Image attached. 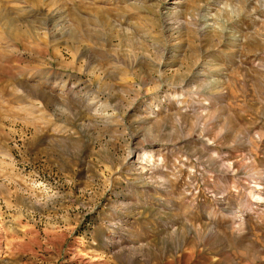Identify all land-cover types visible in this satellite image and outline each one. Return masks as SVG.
I'll use <instances>...</instances> for the list:
<instances>
[{
  "label": "rangeland",
  "instance_id": "rangeland-1",
  "mask_svg": "<svg viewBox=\"0 0 264 264\" xmlns=\"http://www.w3.org/2000/svg\"><path fill=\"white\" fill-rule=\"evenodd\" d=\"M263 195L264 0H0V264H264Z\"/></svg>",
  "mask_w": 264,
  "mask_h": 264
},
{
  "label": "bare ground",
  "instance_id": "bare-ground-1",
  "mask_svg": "<svg viewBox=\"0 0 264 264\" xmlns=\"http://www.w3.org/2000/svg\"><path fill=\"white\" fill-rule=\"evenodd\" d=\"M217 154V153H216ZM215 154V155H216ZM151 158H152V160L151 161H153L154 162V158H153V156H151ZM149 159V158H148ZM161 159V158H160ZM219 163H220V165H221V167L224 165H227L223 160H221V159H219ZM228 168V167H227ZM230 168V167H229ZM227 188V187H226ZM226 188H222L221 189V198L222 199H225V196H226V193H228V190L226 189ZM260 190V189H259ZM251 191V190H250ZM252 192V191H251ZM253 193V192H252ZM251 193V194H252ZM261 193H262V191L261 192H259V191H257V194H258V196L257 195H255V196H257V199H258V197H261ZM256 194V193H255ZM264 196V195H263ZM253 197V196H252ZM243 200V199H242ZM261 200V199H260ZM250 204V203H249ZM251 206V205H250ZM253 208V207H252Z\"/></svg>",
  "mask_w": 264,
  "mask_h": 264
}]
</instances>
